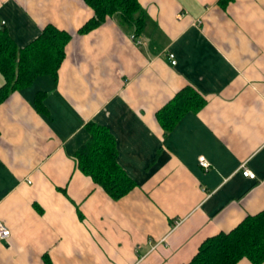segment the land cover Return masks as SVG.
Returning <instances> with one entry per match:
<instances>
[{"label":"crops","instance_id":"0c3cea01","mask_svg":"<svg viewBox=\"0 0 264 264\" xmlns=\"http://www.w3.org/2000/svg\"><path fill=\"white\" fill-rule=\"evenodd\" d=\"M139 2L141 32L117 15L81 32L94 15L85 0H0L20 47L49 23L71 34L57 79L0 102V220L12 232L0 264H182L264 209V0ZM186 86L206 103L165 134L157 112ZM90 120L136 181L121 198L78 166Z\"/></svg>","mask_w":264,"mask_h":264},{"label":"trees","instance_id":"16d2710c","mask_svg":"<svg viewBox=\"0 0 264 264\" xmlns=\"http://www.w3.org/2000/svg\"><path fill=\"white\" fill-rule=\"evenodd\" d=\"M94 15L79 29L88 31L109 16L117 15L122 24L141 32L146 26L147 14L139 0H85ZM223 3L226 0H222ZM71 34L49 23L27 45L18 46L7 28L0 23V70L5 83L0 87V102L13 90L33 83L41 74L58 77L59 67L65 57V46ZM46 91L37 92L35 101L39 110L46 112ZM206 98L192 86L182 88L158 112L157 117L167 134L179 119L190 110H199ZM89 137L75 152L78 166L90 175L115 199L128 194L136 181L118 161L117 141L110 129L95 121H88ZM243 257L255 264L264 261V209L247 215L228 231L206 238L193 258L182 264H238Z\"/></svg>","mask_w":264,"mask_h":264},{"label":"built area","instance_id":"2783aa9c","mask_svg":"<svg viewBox=\"0 0 264 264\" xmlns=\"http://www.w3.org/2000/svg\"><path fill=\"white\" fill-rule=\"evenodd\" d=\"M169 57L173 62H175L173 53H170ZM199 162L205 169H209L211 166V162L205 156H201ZM241 171L244 175L249 176L250 178L257 177L256 172L250 169L245 163L242 165ZM11 234V228L8 226V224L5 221L0 220V239H7L11 236Z\"/></svg>","mask_w":264,"mask_h":264}]
</instances>
